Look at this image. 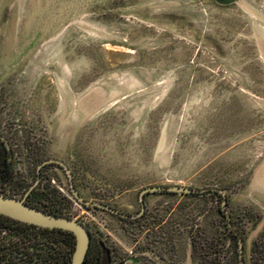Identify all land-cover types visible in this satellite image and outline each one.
Listing matches in <instances>:
<instances>
[{
	"label": "rangeland",
	"instance_id": "1",
	"mask_svg": "<svg viewBox=\"0 0 264 264\" xmlns=\"http://www.w3.org/2000/svg\"><path fill=\"white\" fill-rule=\"evenodd\" d=\"M0 134L15 197L47 195L114 264H239L264 238V0H0ZM55 195V197H54ZM51 196H53L51 198Z\"/></svg>",
	"mask_w": 264,
	"mask_h": 264
},
{
	"label": "flooded vegetation",
	"instance_id": "2",
	"mask_svg": "<svg viewBox=\"0 0 264 264\" xmlns=\"http://www.w3.org/2000/svg\"><path fill=\"white\" fill-rule=\"evenodd\" d=\"M48 159H50V158H48ZM55 159H58V158H55ZM45 160H47V159H45ZM45 160L41 161L37 165L36 172H35V181L26 190V191L29 190L27 197L33 195L35 186L41 181L42 175H43L42 170H43L44 166L47 164H55V163H45V164L40 165ZM56 165H58V164H56ZM14 170H15V168H14V149L12 148L9 140L0 134V194H2V195L11 194L16 190V177H15V171ZM193 189H195V188H193ZM26 191H25V193H26ZM162 192H165V191H162ZM204 192H206V190ZM166 193H174V192H166ZM203 193H201V194H203ZM148 194H150V193H148ZM148 194H145V196H144L145 208H144L143 212H141V203H140L139 210L137 212H135L134 214L124 213V212L120 211L119 209L106 204V205L116 209L118 212H121L125 215L131 216V215H138L139 214L135 218L123 217V216H120V215L115 214L113 212H110L108 210H106V211L118 216L119 218L126 219V220H132V219L140 218L145 213V209H146L145 202H146V197L148 196ZM180 194H183V193H180ZM184 194H189V193H184ZM27 197H26V200H27ZM221 197H222V195H221ZM80 204L85 206V207H92V206H87L83 203H80ZM221 206H222V204H221ZM92 208H99V207H92ZM100 209L105 210L103 208H100ZM220 212L222 214H224V212H222L221 210H220ZM226 218H227V216H226ZM74 219L79 221L83 225H85L87 227L89 233H90V244H89V248L87 250V254H86V257L84 259L83 264H114V250L111 247H109L106 244V242H104L103 240H101L95 236V233L86 224V221L83 222L82 220L78 219V217H75ZM230 219H231V216H230ZM230 219L227 218L228 227L230 228V231L232 232V234L236 237L237 244H238L237 234L240 235V237L242 238V241H243L242 258H243L244 264H246L245 244H244L243 236L241 235V233L237 232L233 228V225L231 224ZM32 235L33 234H32L31 224H27V223H24V222L15 220V219H8L5 221L0 220V264H32V262H33V259H32V257H33ZM251 256H252L253 264H264V238L255 239L253 241V243L251 245ZM238 263L241 264L240 257H239V245H238Z\"/></svg>",
	"mask_w": 264,
	"mask_h": 264
},
{
	"label": "water",
	"instance_id": "3",
	"mask_svg": "<svg viewBox=\"0 0 264 264\" xmlns=\"http://www.w3.org/2000/svg\"><path fill=\"white\" fill-rule=\"evenodd\" d=\"M217 4L220 5H228L236 0H214ZM45 163H55L61 166L68 177L69 180V186H70V192L73 195V197L80 203H83L87 206L92 207H99L103 208L105 210H108L110 212H113L115 214H118L123 217H129V218H135L138 215H125L121 212H118L116 209L103 204V203H96V202H90L87 200H84L80 197L78 194L74 184L73 180L71 178V174L69 172L68 167L64 162H62L59 159L50 158L45 160L42 164ZM39 165V166H40ZM174 192V193H189V194H201L205 190L203 189H193L189 187H181V186H147L143 188L139 192V201L141 203V212H143L145 205H144V196L148 193H155V192ZM29 193V190L26 191V193L22 197H14V196H7L0 194V214L7 216L9 218L43 227V228H58L63 229L66 231H69L74 236V248L71 255L70 264H83L84 259L87 254V250L89 248L90 244V233L85 225L80 223L79 221L68 218L66 216L62 215H56V214H50L40 208H37L35 206H31L26 203V197ZM219 193L222 195V206L221 211L224 212V214L227 216L228 219H230V214L226 210V203H227V196L219 191ZM238 245H239V257L241 264H244L243 258H242V252H243V241L240 235H238Z\"/></svg>",
	"mask_w": 264,
	"mask_h": 264
},
{
	"label": "trees",
	"instance_id": "4",
	"mask_svg": "<svg viewBox=\"0 0 264 264\" xmlns=\"http://www.w3.org/2000/svg\"><path fill=\"white\" fill-rule=\"evenodd\" d=\"M218 196H221L217 191L212 190ZM14 196V193L4 194ZM53 196H51L52 198ZM55 197V195H54ZM47 195L44 193L28 196L26 203L40 208L50 214L66 216L53 203H46ZM222 214V213H221ZM223 215V214H222ZM225 216V215H223ZM67 217V216H66ZM69 218V217H68ZM226 218V216H225ZM9 218L0 214V220L5 221ZM231 222V219H230ZM232 224V222H231ZM32 226V245H33V262L32 264H70L72 251L74 248V236L71 232L58 228H43L35 225ZM230 231V228L228 227ZM231 232V231H230ZM231 235L236 239V237ZM238 262V255L236 257Z\"/></svg>",
	"mask_w": 264,
	"mask_h": 264
}]
</instances>
